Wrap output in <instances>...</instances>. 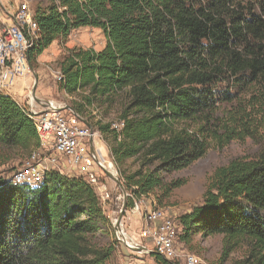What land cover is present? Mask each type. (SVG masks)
Masks as SVG:
<instances>
[{"label": "trees", "instance_id": "obj_1", "mask_svg": "<svg viewBox=\"0 0 264 264\" xmlns=\"http://www.w3.org/2000/svg\"><path fill=\"white\" fill-rule=\"evenodd\" d=\"M34 19L39 37L30 63L74 29L103 32L100 50L63 57L59 85L69 95L87 92L88 104V96L125 93L120 131L98 127L112 133L115 164L140 162L124 175L125 191L168 196L183 181L165 175L202 157L211 141L264 130V0H49ZM223 103L230 107L217 115ZM38 145L23 105L0 92V165L18 153L26 154L22 164ZM176 222L182 240L220 234L224 256L246 244L235 264H264V147L218 167L201 201ZM109 225L82 175L49 170L33 185L0 176V264H108L117 248ZM150 255L156 264H176Z\"/></svg>", "mask_w": 264, "mask_h": 264}, {"label": "rangeland", "instance_id": "obj_2", "mask_svg": "<svg viewBox=\"0 0 264 264\" xmlns=\"http://www.w3.org/2000/svg\"><path fill=\"white\" fill-rule=\"evenodd\" d=\"M4 5L10 8V5H17L18 2H26L34 14L36 8H43L49 0H0ZM2 12L0 11V15ZM105 36L100 29L93 27H80L74 29L65 38H57L54 40L41 54H39L33 63H30L32 69L25 74L24 77L17 79L15 82L16 88L13 89V96H10L18 103H23L24 95L30 90L32 94L33 85L35 84V76L37 77L35 96L43 99H51L57 103H64L70 107L79 105L80 114L98 131L100 137V145L102 154L113 161L109 146L113 143L112 133L110 131L102 132L98 127L101 125L112 124L117 122L120 117L122 108L127 102L124 92H119L112 96L106 97H90L91 103L88 104L84 96L87 92H77L69 95L60 88L58 75H61L59 63L63 57L68 54L71 49H94L100 50L105 44ZM20 81V82H19ZM19 85H16V84ZM243 96H247L242 94ZM229 108L226 103L220 104L217 115H221L223 108ZM264 147V130L260 129L254 137H245L244 139H233L227 144L218 145L210 142L205 154L191 163L188 167L165 175L166 180H182L183 184L171 191L168 196L159 197V192L142 196L141 200L146 207L157 206L163 209L168 215H171L176 222V219L182 213L189 211L194 205L201 201L202 194L206 188L209 178L214 171L228 164L236 158H255L261 149ZM51 150L45 153H51ZM44 153V152H43ZM18 153V158H10L5 160V163L0 165V176L10 178L13 171L19 168L20 160L25 157ZM5 158L3 157L0 162ZM114 162V161H113ZM118 177L123 185L124 175L130 174L137 169H140L138 159H126L122 164H115ZM85 180L89 178L83 175ZM97 180L105 184V192L99 191V182L92 183V187L96 192L103 214L109 219L119 216L124 197L126 203L129 202L126 194L129 191L121 190L113 180L104 174L97 173ZM128 207L126 208V210ZM124 226L130 234L136 235L143 226V220L140 216L132 215L124 211ZM177 224V222H176ZM108 234L112 239V230L109 225ZM176 249L180 254L192 253L198 256L201 260L200 264H235L243 258L246 244L244 242L234 246L227 256H224L223 237L220 234L204 236L200 232H194L186 240H182L177 233ZM149 248H152L151 243H148ZM153 256L144 255L143 262L153 260ZM176 264H183L182 257L174 259ZM135 256L128 253L121 247H117L113 256L108 261V264H134Z\"/></svg>", "mask_w": 264, "mask_h": 264}, {"label": "built area", "instance_id": "obj_3", "mask_svg": "<svg viewBox=\"0 0 264 264\" xmlns=\"http://www.w3.org/2000/svg\"><path fill=\"white\" fill-rule=\"evenodd\" d=\"M0 11V92L13 96L17 79L30 72L28 54L36 45L39 31L26 2L19 1L8 8L0 1ZM57 79L60 81L61 75ZM22 105L35 126L39 145L13 171L10 176L13 185L36 184L49 170L63 175H85L91 185L99 182L97 173L106 176L104 170L118 176L114 162L102 154L98 131L72 107L51 99H35L30 90ZM122 126V121L111 124L116 131ZM51 149L53 154L45 153ZM105 190V184L100 183L99 191ZM126 196L131 205L125 212L140 216L143 226L136 235L130 234L124 226V216L110 218V226L116 246L133 254L134 264H156L154 260L146 263L142 260L151 253L172 261L181 256L183 264L201 263L195 254L177 251L178 226L171 215L157 206L146 207L142 196L130 192Z\"/></svg>", "mask_w": 264, "mask_h": 264}, {"label": "water", "instance_id": "obj_4", "mask_svg": "<svg viewBox=\"0 0 264 264\" xmlns=\"http://www.w3.org/2000/svg\"><path fill=\"white\" fill-rule=\"evenodd\" d=\"M29 66H30V69H32V66L29 62ZM36 82H37V77L35 76V84L33 85V90H32V97L36 99V96H35V88H36ZM105 174L107 177H109L111 180H113L117 185H119V187L121 188V190H123V185L121 184V181L119 179L118 176H113L109 171L107 170H104ZM124 201H123V204H122V208L120 210V214L118 216V219H120L122 216H123V213L124 211L126 210L127 208V203H126V198L124 197L123 198Z\"/></svg>", "mask_w": 264, "mask_h": 264}, {"label": "crops", "instance_id": "obj_5", "mask_svg": "<svg viewBox=\"0 0 264 264\" xmlns=\"http://www.w3.org/2000/svg\"><path fill=\"white\" fill-rule=\"evenodd\" d=\"M19 82H20V81H19ZM16 85H19V84L17 83ZM16 87H17V86H15V88H16ZM15 88H14V89H15ZM18 89H19V88H16V90H18ZM35 91H36V90H35ZM51 153H52V152H51ZM52 154H53V153H52Z\"/></svg>", "mask_w": 264, "mask_h": 264}]
</instances>
